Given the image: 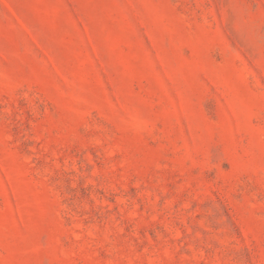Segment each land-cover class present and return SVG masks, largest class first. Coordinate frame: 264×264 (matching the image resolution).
I'll list each match as a JSON object with an SVG mask.
<instances>
[{
	"label": "rangeland",
	"instance_id": "374dc122",
	"mask_svg": "<svg viewBox=\"0 0 264 264\" xmlns=\"http://www.w3.org/2000/svg\"><path fill=\"white\" fill-rule=\"evenodd\" d=\"M0 264H264V0H0Z\"/></svg>",
	"mask_w": 264,
	"mask_h": 264
}]
</instances>
